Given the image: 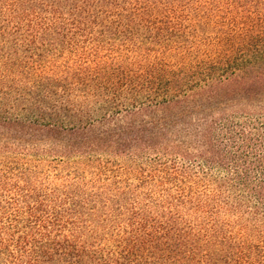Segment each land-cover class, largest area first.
I'll return each mask as SVG.
<instances>
[{"label": "trees", "instance_id": "16d2710c", "mask_svg": "<svg viewBox=\"0 0 264 264\" xmlns=\"http://www.w3.org/2000/svg\"><path fill=\"white\" fill-rule=\"evenodd\" d=\"M0 264H264V0H0Z\"/></svg>", "mask_w": 264, "mask_h": 264}]
</instances>
